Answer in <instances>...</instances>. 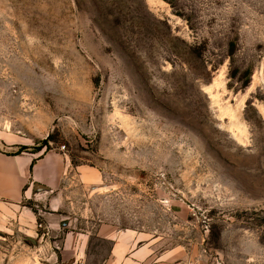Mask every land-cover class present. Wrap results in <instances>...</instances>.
Listing matches in <instances>:
<instances>
[{
    "label": "rangeland",
    "instance_id": "1",
    "mask_svg": "<svg viewBox=\"0 0 264 264\" xmlns=\"http://www.w3.org/2000/svg\"><path fill=\"white\" fill-rule=\"evenodd\" d=\"M5 125L49 131L42 151L103 180L60 191L68 226L0 233V264H101L104 223L201 264H264V0H0ZM68 230L88 242L64 259Z\"/></svg>",
    "mask_w": 264,
    "mask_h": 264
},
{
    "label": "crops",
    "instance_id": "2",
    "mask_svg": "<svg viewBox=\"0 0 264 264\" xmlns=\"http://www.w3.org/2000/svg\"><path fill=\"white\" fill-rule=\"evenodd\" d=\"M13 126V123H11ZM8 131L0 128V233L19 234L34 239L38 236L39 216L52 228L63 224L60 217V191L73 180L87 186H97L103 172L91 164H74L67 151L52 148L35 149L49 131L37 128ZM22 146L28 147L20 150ZM74 182V181H73ZM36 184L45 187L36 189ZM46 202L50 212L38 214L30 201ZM69 225V224H68ZM67 225V226H68ZM60 227V226H59ZM63 227H65L63 225ZM96 236L111 243L110 250L101 264H201L198 258L183 246L158 251L156 241L144 239L134 229L120 228L115 224H100ZM88 242L86 232H63L61 256L81 253Z\"/></svg>",
    "mask_w": 264,
    "mask_h": 264
},
{
    "label": "trees",
    "instance_id": "3",
    "mask_svg": "<svg viewBox=\"0 0 264 264\" xmlns=\"http://www.w3.org/2000/svg\"><path fill=\"white\" fill-rule=\"evenodd\" d=\"M52 140V135H49L46 139L43 140V144L48 145L49 141ZM28 147L22 146L19 151L26 150ZM40 149V146L35 147V149Z\"/></svg>",
    "mask_w": 264,
    "mask_h": 264
},
{
    "label": "water",
    "instance_id": "4",
    "mask_svg": "<svg viewBox=\"0 0 264 264\" xmlns=\"http://www.w3.org/2000/svg\"><path fill=\"white\" fill-rule=\"evenodd\" d=\"M36 189L40 192V191H42L43 189H45V187L42 186V185H40V184H36ZM68 224H70L69 221H65V222H63V225H64V226H67Z\"/></svg>",
    "mask_w": 264,
    "mask_h": 264
},
{
    "label": "built area",
    "instance_id": "5",
    "mask_svg": "<svg viewBox=\"0 0 264 264\" xmlns=\"http://www.w3.org/2000/svg\"><path fill=\"white\" fill-rule=\"evenodd\" d=\"M62 148H65V146H63ZM40 226H42V224H40Z\"/></svg>",
    "mask_w": 264,
    "mask_h": 264
}]
</instances>
